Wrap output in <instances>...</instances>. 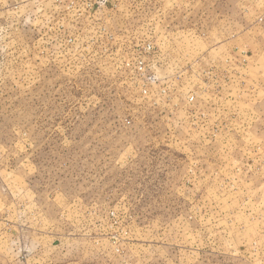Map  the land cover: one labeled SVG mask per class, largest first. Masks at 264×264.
Here are the masks:
<instances>
[{"label":"rangeland","instance_id":"obj_1","mask_svg":"<svg viewBox=\"0 0 264 264\" xmlns=\"http://www.w3.org/2000/svg\"><path fill=\"white\" fill-rule=\"evenodd\" d=\"M0 264H264V0H0Z\"/></svg>","mask_w":264,"mask_h":264}]
</instances>
